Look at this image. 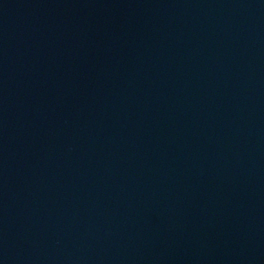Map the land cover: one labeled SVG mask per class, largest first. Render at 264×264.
<instances>
[{"label": "water", "instance_id": "obj_1", "mask_svg": "<svg viewBox=\"0 0 264 264\" xmlns=\"http://www.w3.org/2000/svg\"><path fill=\"white\" fill-rule=\"evenodd\" d=\"M0 264H264V0H0Z\"/></svg>", "mask_w": 264, "mask_h": 264}]
</instances>
